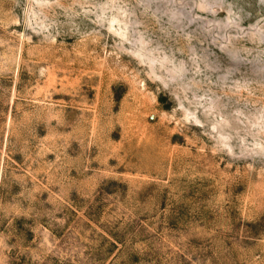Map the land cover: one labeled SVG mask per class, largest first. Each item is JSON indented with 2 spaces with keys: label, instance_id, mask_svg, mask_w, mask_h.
Returning a JSON list of instances; mask_svg holds the SVG:
<instances>
[{
  "label": "rangeland",
  "instance_id": "1",
  "mask_svg": "<svg viewBox=\"0 0 264 264\" xmlns=\"http://www.w3.org/2000/svg\"><path fill=\"white\" fill-rule=\"evenodd\" d=\"M0 264H264V0H0Z\"/></svg>",
  "mask_w": 264,
  "mask_h": 264
}]
</instances>
